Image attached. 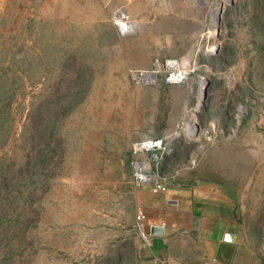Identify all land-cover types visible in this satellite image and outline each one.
<instances>
[{"label":"rangeland","instance_id":"rangeland-1","mask_svg":"<svg viewBox=\"0 0 264 264\" xmlns=\"http://www.w3.org/2000/svg\"><path fill=\"white\" fill-rule=\"evenodd\" d=\"M145 139L167 144L166 186L194 170L236 191L264 245V0H0V214L21 222L0 264H144Z\"/></svg>","mask_w":264,"mask_h":264},{"label":"crops","instance_id":"crops-1","mask_svg":"<svg viewBox=\"0 0 264 264\" xmlns=\"http://www.w3.org/2000/svg\"><path fill=\"white\" fill-rule=\"evenodd\" d=\"M183 183L136 193L145 214L144 264H264V245L246 227L237 192L219 182Z\"/></svg>","mask_w":264,"mask_h":264},{"label":"built area","instance_id":"built-area-1","mask_svg":"<svg viewBox=\"0 0 264 264\" xmlns=\"http://www.w3.org/2000/svg\"><path fill=\"white\" fill-rule=\"evenodd\" d=\"M114 23L116 24L119 32L122 35H127L129 33L130 25L127 18L122 13L114 18ZM168 64L174 67L173 63ZM178 76L179 75L174 76L172 73L169 80L173 79L172 82L177 83L174 81L177 80L176 77ZM144 77L145 81L147 80V78H150L148 74H145ZM166 153L167 144L160 139H145L133 144V157L131 162L133 170L132 177L133 183L138 190H148L153 194L163 193L167 190V187L155 172V168L162 159V155ZM144 220L145 214L143 207L141 205H137L135 217L136 225L141 238L144 241H147V235L144 230Z\"/></svg>","mask_w":264,"mask_h":264},{"label":"trees","instance_id":"trees-1","mask_svg":"<svg viewBox=\"0 0 264 264\" xmlns=\"http://www.w3.org/2000/svg\"><path fill=\"white\" fill-rule=\"evenodd\" d=\"M41 164H42V166H46V161L45 162H42ZM23 168L24 169L22 171H24L25 174H27L29 176V178H31L30 177V175L32 174V172H31V165L29 167L28 163H26V164L23 165ZM21 172H20V174H21ZM6 178H7V172H5L4 170H1L0 169V197L2 196L1 195V192L4 189L3 183H4V180H6ZM18 180H19V178H18ZM18 180L13 181V183L16 184V182ZM196 180L204 181V182H218V180L212 179V177H211V175H209V173H206L204 175V173H196V171L192 170L189 173L188 179L187 180L186 179L184 180L183 185L192 184V182H194ZM1 185H3V186H1ZM29 186H31V184H29ZM11 187H14V185L11 184ZM16 192H17V190H16ZM4 195H6V193H4ZM18 221H19V223L21 225V222H20V220H19L18 217H13V216L10 217V216H6V214L5 215L4 214H0V229L2 231H5L6 230V232H7V233L3 234L2 238H1V241L2 242L0 241L4 245L5 248L7 246L11 247L12 244H13V239H14V237L16 235V231L14 229L17 228V227H15V224ZM1 257H2V259H5L6 258L3 254L1 255Z\"/></svg>","mask_w":264,"mask_h":264},{"label":"bare ground","instance_id":"bare-ground-1","mask_svg":"<svg viewBox=\"0 0 264 264\" xmlns=\"http://www.w3.org/2000/svg\"><path fill=\"white\" fill-rule=\"evenodd\" d=\"M224 2H225V0H224ZM220 11V10H219ZM213 17L211 18L212 19V23H214L215 24V22H216V18H217V16H218V11L216 10V11H214L213 12ZM213 26V25H212ZM211 27V26H210ZM214 30H215V27H212ZM211 28V29H212ZM213 33V31H209V33ZM149 77H154V75L153 74H151V75H148ZM153 77H152V79H153ZM201 83H203V82H201ZM201 88V87H200ZM201 90H203V84H202V88H201ZM202 92V91H201ZM202 96V95H201ZM199 104V103H198ZM198 108V107H197ZM198 110V109H197ZM195 127H193V125H192V123H187L186 124V126H185V129H184V131H185V133L186 134H189V133H191V132H193L195 129H194ZM213 128V127H212ZM192 129V130H191Z\"/></svg>","mask_w":264,"mask_h":264},{"label":"water","instance_id":"water-1","mask_svg":"<svg viewBox=\"0 0 264 264\" xmlns=\"http://www.w3.org/2000/svg\"><path fill=\"white\" fill-rule=\"evenodd\" d=\"M219 13H220V11H218V16H217V18H216V23H217V24H219ZM204 89H205V85H204V87H203V90H204ZM205 136H206V137H209V133L206 132V133H205ZM153 230H154L155 232H157V233L159 232L157 229H153Z\"/></svg>","mask_w":264,"mask_h":264}]
</instances>
